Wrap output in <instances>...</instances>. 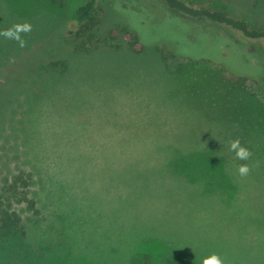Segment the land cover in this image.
<instances>
[{
	"label": "rangeland",
	"instance_id": "1",
	"mask_svg": "<svg viewBox=\"0 0 264 264\" xmlns=\"http://www.w3.org/2000/svg\"><path fill=\"white\" fill-rule=\"evenodd\" d=\"M85 1L0 0V31L31 25L23 46L0 37V189L29 173L39 209L17 208L30 255L0 245V264H126L144 255L200 264L212 254L264 264V89L211 64L164 63L151 47L75 54L69 40ZM190 1L264 24V0ZM100 2L103 28L123 23L115 0ZM167 21L180 27L163 16L138 28L151 43ZM193 48L181 53L245 71L227 40ZM54 61L67 70L48 69ZM236 139L248 161L229 151Z\"/></svg>",
	"mask_w": 264,
	"mask_h": 264
},
{
	"label": "trees",
	"instance_id": "2",
	"mask_svg": "<svg viewBox=\"0 0 264 264\" xmlns=\"http://www.w3.org/2000/svg\"><path fill=\"white\" fill-rule=\"evenodd\" d=\"M114 7L121 15L123 23L115 24L109 29L103 28V20L98 19V15L103 12L100 0H86L78 7L75 27L69 40L73 53L84 55L100 49H110L140 55L151 47L164 63L170 60H183L195 64H211L236 81L250 80L264 89V24L251 26L244 17H238L226 8L195 4L190 0H115ZM163 16L175 19L180 27L175 29L167 21L168 24L166 23L163 30L152 29L156 38L153 42L147 43L144 37L148 36L147 33L141 35L138 27L147 28L149 23L151 25V22L158 21ZM185 26L191 28L187 30ZM203 33H213L214 36L206 38L203 37ZM216 36L219 40H227L229 44L238 47L236 63L241 66L245 59L243 63L245 66H241L245 71L233 74L220 60L216 62L211 56L198 58L199 56L195 54V57L192 56L190 51L181 53L183 50L181 48L185 45L197 48L199 42H203L206 48H214ZM215 48L219 54L221 46ZM247 48L252 49L249 51ZM225 51L223 49L221 52L230 56L229 53H224ZM47 68L63 73L67 70V63L54 61L49 63ZM254 70L260 74L254 75L252 73ZM31 186V175L19 171L5 179L0 189V245L13 247L12 249L20 254L16 255L18 258L30 254L24 251L27 232L23 217L17 208L23 207L26 212L34 216L39 215L37 201L31 195ZM64 229L65 227L62 232ZM169 263L188 264L177 258ZM126 264H152V261L149 256H133Z\"/></svg>",
	"mask_w": 264,
	"mask_h": 264
},
{
	"label": "clouds",
	"instance_id": "3",
	"mask_svg": "<svg viewBox=\"0 0 264 264\" xmlns=\"http://www.w3.org/2000/svg\"><path fill=\"white\" fill-rule=\"evenodd\" d=\"M31 30V25L28 23L13 25L12 27L0 31V37L5 39H11L19 42L23 46L24 41L21 38V33H27ZM229 151L234 152L235 158L241 161H248L251 157V152L248 148L241 145L239 139L232 140L229 142ZM250 168L247 163L240 164L237 166V173L241 177H245L249 174ZM200 264H224V260L217 254H212L201 258Z\"/></svg>",
	"mask_w": 264,
	"mask_h": 264
}]
</instances>
